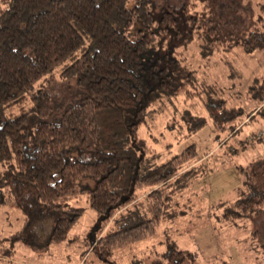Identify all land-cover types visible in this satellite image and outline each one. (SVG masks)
Returning a JSON list of instances; mask_svg holds the SVG:
<instances>
[{
	"label": "trees",
	"instance_id": "1",
	"mask_svg": "<svg viewBox=\"0 0 264 264\" xmlns=\"http://www.w3.org/2000/svg\"><path fill=\"white\" fill-rule=\"evenodd\" d=\"M262 1L257 26L222 36L209 6L199 14L192 5L155 10L151 0H0V164L13 181L11 207L24 221L0 257H10L14 246L65 240L83 211L73 206L80 193L96 215V235L107 232L98 241L113 248L146 239L177 215L172 197L202 171L203 156L190 144L160 161L146 140L155 139L142 135L182 86L217 130L228 137L240 131V112L213 84L196 82L176 50L195 39L202 58L225 42L245 54L262 50ZM57 69L62 79H75L77 91L62 107L37 86ZM202 125L197 120L191 130ZM256 176L262 182L224 208L225 222L264 214V159ZM5 182L0 175V192ZM140 190L147 192L137 201ZM184 259L171 253L169 264Z\"/></svg>",
	"mask_w": 264,
	"mask_h": 264
},
{
	"label": "rangeland",
	"instance_id": "2",
	"mask_svg": "<svg viewBox=\"0 0 264 264\" xmlns=\"http://www.w3.org/2000/svg\"><path fill=\"white\" fill-rule=\"evenodd\" d=\"M151 2L155 10L165 4L175 9L192 5V10L199 14L209 6L223 36L225 31L239 34L240 30L246 32L257 26L261 17L259 5L263 1ZM218 5L220 9H214ZM197 43L195 39L178 48L176 53L193 71L196 82L213 84L221 91L227 107L240 112L234 119L241 129L230 137L228 131L217 130L200 101L186 98L183 86L170 103L164 104L162 114L149 123V129L142 136L146 139L145 136L151 135L155 139V142L146 140L149 148L160 155V161L190 144L198 156H203L202 171L181 193L172 197L178 214L159 224L146 239L113 248L105 240L98 241L107 232L96 235V215L88 208L85 194L80 193L73 206L83 211L65 240L48 247L14 246L10 257H0V264H169V256L176 252L184 255L185 264H264V214L229 223L222 217L224 208L240 192L253 183L259 185L263 179L254 176L257 163L264 159V48L245 54L239 47L225 42L210 56L202 58ZM58 73L59 69L53 71L52 80H41L37 86L52 97L55 105L62 107L74 102L77 91L74 78L62 79ZM156 105L153 108L157 109ZM246 113L251 115L246 117ZM197 120L203 121V125L192 131L191 126ZM255 134L261 140L256 141ZM166 145L170 147L165 148ZM198 164L199 161L193 165ZM0 175L6 177V186L0 192L6 203L0 205V241L3 242L0 247L9 248L4 240L23 230L24 221L22 214L11 207L15 198L13 181L1 164ZM146 192L138 191L136 200H141Z\"/></svg>",
	"mask_w": 264,
	"mask_h": 264
}]
</instances>
